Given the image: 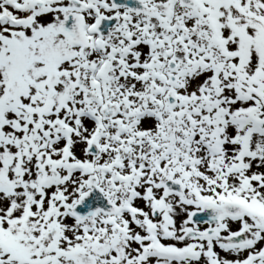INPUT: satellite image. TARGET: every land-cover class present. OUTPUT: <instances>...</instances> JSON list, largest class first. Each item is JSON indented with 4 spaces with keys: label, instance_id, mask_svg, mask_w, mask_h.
<instances>
[{
    "label": "snow or ice",
    "instance_id": "snow-or-ice-1",
    "mask_svg": "<svg viewBox=\"0 0 264 264\" xmlns=\"http://www.w3.org/2000/svg\"><path fill=\"white\" fill-rule=\"evenodd\" d=\"M0 264H264V0H0Z\"/></svg>",
    "mask_w": 264,
    "mask_h": 264
}]
</instances>
